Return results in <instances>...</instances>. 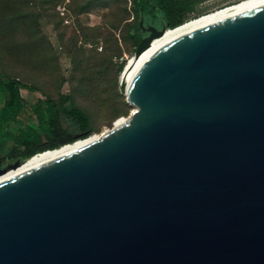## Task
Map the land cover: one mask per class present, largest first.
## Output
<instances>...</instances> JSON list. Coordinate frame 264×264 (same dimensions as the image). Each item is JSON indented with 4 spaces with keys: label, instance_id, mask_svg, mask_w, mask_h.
Segmentation results:
<instances>
[{
    "label": "water",
    "instance_id": "water-1",
    "mask_svg": "<svg viewBox=\"0 0 264 264\" xmlns=\"http://www.w3.org/2000/svg\"><path fill=\"white\" fill-rule=\"evenodd\" d=\"M127 72L125 121L0 167V264H264V5Z\"/></svg>",
    "mask_w": 264,
    "mask_h": 264
},
{
    "label": "rangeland",
    "instance_id": "rangeland-1",
    "mask_svg": "<svg viewBox=\"0 0 264 264\" xmlns=\"http://www.w3.org/2000/svg\"><path fill=\"white\" fill-rule=\"evenodd\" d=\"M130 1L0 0V80L14 78L30 87L20 89L24 108L10 120V130L22 127L27 118L34 120L37 101L45 97L58 102L64 95L88 117V136L73 133L76 140L100 135L129 115L133 107L120 93L119 81L136 50L128 35L136 22ZM138 1L145 7L147 0ZM242 1L191 15L197 0H150L144 25L160 30L179 15L190 22ZM11 147L13 139L0 140V157L24 161L8 153Z\"/></svg>",
    "mask_w": 264,
    "mask_h": 264
},
{
    "label": "trees",
    "instance_id": "trees-1",
    "mask_svg": "<svg viewBox=\"0 0 264 264\" xmlns=\"http://www.w3.org/2000/svg\"><path fill=\"white\" fill-rule=\"evenodd\" d=\"M174 1V0H169ZM136 22L129 27V38L134 44V49L138 45L142 34L139 31L140 18L144 11L152 8L150 0L145 2V7L138 0H132ZM173 15L172 9L168 10ZM186 22L182 15L176 17L166 28H174ZM21 88L29 86L22 85L14 78H9L7 82L0 80V140L13 139V147L8 153L15 159H27L32 155L47 150L55 149L65 143L76 140L73 133H83L82 138L89 134L91 127L88 117L78 109L68 97L62 95L56 102L54 99L45 97L37 101V108L33 111L35 119L28 118L22 121V127L15 131L9 129L10 120L17 117L23 110V99ZM61 117L66 120L68 127L64 128ZM73 130V132H71Z\"/></svg>",
    "mask_w": 264,
    "mask_h": 264
},
{
    "label": "bare ground",
    "instance_id": "bare-ground-1",
    "mask_svg": "<svg viewBox=\"0 0 264 264\" xmlns=\"http://www.w3.org/2000/svg\"><path fill=\"white\" fill-rule=\"evenodd\" d=\"M261 5H264V0H245V1H242L241 3H239L237 5L226 7L224 9L216 11L215 13L205 15V16L198 18V19L190 20V22H186L185 24H180L174 28H171V29L166 28L163 36H161L160 38L154 39L150 45L149 50L146 51L142 55V57H140L137 61L134 60L133 56L129 59L128 63L125 65V67H127V71L129 72V73L127 72L128 73L127 81L131 78L132 73L135 72V70L142 64V62L147 57H149L151 54H153L156 51H158L159 49H161L163 46L166 45V43H168V42L170 43L171 41L175 40L179 36H182V35H185L187 33L192 32V31H195L197 29H200L202 26L205 27V26L210 25L212 23H216L218 21H221V20H224V19L229 18L231 16H234L236 13H239V12L241 13L243 11H246V10L261 6ZM124 78H125V76L123 77V79ZM120 80H121V74H120ZM123 96L127 98L126 94ZM128 104L131 105L129 102H128ZM131 106L133 107V105H131ZM125 120H126V117H122V118L117 119L114 123V126L122 123ZM106 131L107 130H105L103 133H105ZM102 134H100V135L92 134L89 138H87L85 140H82V139L76 140L72 143H66V144L60 145L59 147H57L55 149H47V150L38 152V153L32 155V157L25 159L24 161L30 160L33 158H37V157H40L43 155H47L50 153H54L57 151L65 150L68 148H72L75 146L90 143L94 139L100 137Z\"/></svg>",
    "mask_w": 264,
    "mask_h": 264
},
{
    "label": "flooded vegetation",
    "instance_id": "flooded-vegetation-1",
    "mask_svg": "<svg viewBox=\"0 0 264 264\" xmlns=\"http://www.w3.org/2000/svg\"><path fill=\"white\" fill-rule=\"evenodd\" d=\"M212 1H214V0H197V4H195L193 7H194V9H195V7H199L200 5L202 6V12H204V13H207V12H211V11H213V10H216V9H219L220 7H222V6H224V5H227V4H230V3H233V2H235V1H239V0H232V1H230V2H228V3H224L223 5H213V6H210V5H208L209 3H211ZM207 3V4H206ZM172 22V21H171ZM171 22H166V23H164V25L163 26H167V24H169V23H171ZM143 33V35H142V37H144V36H146L147 35V33H145V32H142ZM11 162L12 161H7V160H3L1 157H0V167H4V166H7V165H9V164H11Z\"/></svg>",
    "mask_w": 264,
    "mask_h": 264
},
{
    "label": "crops",
    "instance_id": "crops-1",
    "mask_svg": "<svg viewBox=\"0 0 264 264\" xmlns=\"http://www.w3.org/2000/svg\"><path fill=\"white\" fill-rule=\"evenodd\" d=\"M230 1H232V0H214V1H212L211 3H209L208 5H210V6H215V5H223L224 3H228V2H230ZM207 4V3H206ZM200 12H202V6L200 5L199 7H196L195 8V10H193V11H190V12H188V13H190L191 15H193V14H195V13H200Z\"/></svg>",
    "mask_w": 264,
    "mask_h": 264
},
{
    "label": "built area",
    "instance_id": "built-area-1",
    "mask_svg": "<svg viewBox=\"0 0 264 264\" xmlns=\"http://www.w3.org/2000/svg\"><path fill=\"white\" fill-rule=\"evenodd\" d=\"M129 2H131L130 0H128ZM132 18H134V16H132ZM190 19H192V18H190ZM190 19H188V20H190Z\"/></svg>",
    "mask_w": 264,
    "mask_h": 264
}]
</instances>
